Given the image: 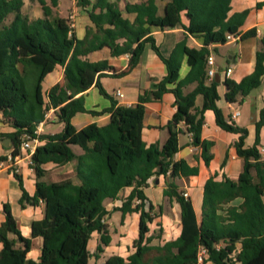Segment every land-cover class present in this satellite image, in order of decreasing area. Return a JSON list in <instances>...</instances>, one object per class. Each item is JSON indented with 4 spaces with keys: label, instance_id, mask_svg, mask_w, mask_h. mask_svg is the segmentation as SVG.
<instances>
[{
    "label": "trees",
    "instance_id": "1",
    "mask_svg": "<svg viewBox=\"0 0 264 264\" xmlns=\"http://www.w3.org/2000/svg\"><path fill=\"white\" fill-rule=\"evenodd\" d=\"M36 1L42 17L29 19L22 12L24 0H0V114L3 123L12 130L0 131V140L9 138L10 153H20L24 135L35 136L45 114L52 109L54 118L63 123L61 131L38 134L41 142L31 156L34 170L35 193L32 196L22 185L19 173H14L21 189L19 204L44 203L43 217L30 223V237H24L11 212L8 202L0 213V264H88L90 257H99L109 245L111 236L105 222L109 211L106 200H114L119 192L130 187L129 194L114 208L121 220L127 213H138V234L132 241V252L126 258L112 254L101 264H197L200 248L206 249L207 260L213 264H264V159L259 149V131L264 123V107L255 124V140L244 146L247 129L228 122L216 105L218 84L207 80L209 45L224 44L227 34L239 33L249 10L231 13V0H145L126 2L121 9L119 0H76L86 9L93 26L78 39L69 26V20L54 17L45 0ZM51 5L56 0H50ZM263 2H257L256 8ZM133 14L132 19L123 14ZM183 19L187 23L184 24ZM181 27L187 34L201 38L198 48L189 47L186 38L178 41L169 56H164L151 34L152 28ZM250 28L240 39L254 36ZM262 49L256 51L252 72L239 82L224 78V98L229 103L241 102L261 84L264 75V35ZM151 49L166 66V74L154 83L155 89L140 94L131 106L111 105L101 112L109 113L105 125L91 122L75 129L71 117L84 112L82 95L92 85L110 97L100 83L102 76L121 77L138 63L144 46ZM107 47L112 56L128 54L124 68H116L107 60L89 61L91 51ZM186 57L189 70L179 78L181 62ZM59 64L63 66L64 85L57 92L42 93V80ZM195 84L193 89L184 88ZM173 93L175 111L167 121L168 137L159 145L146 144L141 135L145 103L158 100L164 92ZM202 96L200 107L195 105ZM214 113L216 124L222 129L238 133L234 147L242 159V170L236 180L210 175L203 186L201 217L198 220L191 201L178 190L176 177L196 175L197 167L183 159L174 160L179 149L178 136L184 124L191 133V143L201 147L206 165L212 159V142L201 138L204 111ZM92 114L97 111L90 110ZM82 149L76 154L72 146ZM5 155L0 156V161ZM53 162L63 165L74 162V179L59 181L42 179L43 165ZM169 171V173H167ZM168 176L163 195L180 206L179 235L162 244V227L150 231L149 224L161 215L162 206L153 205L144 189L152 177ZM241 199L237 204H229ZM98 233V243L91 253L87 243L92 232ZM13 235V236H12ZM41 238L37 260L27 257L31 238Z\"/></svg>",
    "mask_w": 264,
    "mask_h": 264
},
{
    "label": "crops",
    "instance_id": "2",
    "mask_svg": "<svg viewBox=\"0 0 264 264\" xmlns=\"http://www.w3.org/2000/svg\"><path fill=\"white\" fill-rule=\"evenodd\" d=\"M45 1L47 5L50 6L54 17L66 18L69 22H73L72 31L78 39L85 35L87 27L93 26L86 12V9H89L90 6L87 8L78 6L76 0H56L55 5L49 4L47 0ZM141 1L145 0H119L118 4L122 9L126 2L132 3ZM257 2H263L261 7L256 8ZM230 5L231 13L241 11L245 8L249 10L242 25L238 28L239 33L243 34L250 28H255L256 33L254 36H249L237 41L227 40L224 44L215 43L209 45L210 54L213 56L214 60L213 66L218 70L220 76V80L216 86L218 93L216 105L219 107L226 120H228L233 111H239V114L233 118L231 122L247 129V135L244 138V146L249 147L254 143L255 124L259 120L261 109L264 107V75L262 76L260 86L253 89L241 102L229 103L224 98L226 89L224 85V70L227 67H231V74L227 78L239 82L245 75L249 74L254 69L256 51L262 49L260 39L264 35V0H231ZM32 8L38 9V15L35 18L42 17L41 6L36 1L24 0L22 12L26 14L29 19H35L28 13V9ZM123 15L130 19L134 17L133 14L124 13ZM183 22L186 24V19H183ZM151 34L164 56H169L175 44L183 38H186V44L189 47L198 48L202 45L201 38L187 34L181 27L163 30L154 27L151 30ZM86 58L89 61L105 59L110 65L116 68H124L128 63V54L112 56L107 47L91 51L86 55ZM188 70L189 66L184 56L179 69V78H183ZM165 74V64L151 49L150 45L146 44L138 63L129 73L121 77H111L107 75L100 78L102 87L110 97L102 95L94 85L76 95H82L83 105L86 111L76 112L71 117L72 125L75 129H80L91 122H95L100 126L107 124L109 121V113L101 111L109 107L112 100L118 105H134L139 95L146 90L155 89L154 83L160 80ZM41 85L44 97L48 93L57 92L58 89L64 85L63 66L57 64L54 69L44 77ZM194 86L195 84H190L184 88V92L190 91ZM116 90H119L123 95H116ZM174 99L173 93L167 91L162 93L160 99L145 103L141 135L143 141L147 145L155 142L162 145L166 141L168 137V128L166 124L175 111ZM201 104L202 96L197 95L195 98V105L200 107ZM90 110L97 111L98 113L92 114L89 112ZM47 113L46 119L37 126L38 134H53L61 131L63 128V123H58L54 118L52 109ZM178 126L182 128L183 132L178 136L179 149L174 154L173 159L185 160L188 165L197 167L198 172L196 175L176 177L173 181L178 186L180 192L187 193L186 197L190 199L195 216L199 220L202 210L203 186L206 179L210 175L216 173L217 180H221L224 177L236 180L238 174L242 170L243 161L237 155L234 147V141L237 140L239 134L226 131L219 127L215 122L213 111L210 109L205 110L201 138L212 142L210 148L212 159L209 164L206 165L202 158L201 147L191 143V137L185 132L183 123H180ZM11 130L12 128L7 123H3L0 114V131L8 132ZM9 146H3L0 140V156L10 152ZM257 148L264 159V152L260 151L261 148H264V123L259 131V144ZM72 149L76 154L82 153V149L77 145H73ZM24 153V150H20L19 154L23 156ZM19 163V174L21 176L22 185L29 196H32L35 193L36 181L34 170L27 166L23 160H20ZM43 168L46 171L42 179L46 181H59L65 178L74 179V162H67L63 165L47 162L43 165ZM171 180L172 178L163 175L157 178L152 177L148 180V186L144 189L147 198L153 205L162 206L161 215L155 218L151 223L161 224V238L156 241V243L160 244L175 239L181 230L179 204L175 200H170L167 196L163 195V189L166 183ZM130 190V187H126L119 192L116 199L105 201V208L109 211V215L105 222L108 224L111 240L99 257L92 256L94 259H97L98 262H96V264L103 263V261L112 254H117L126 258L133 250L132 248L131 251H126L125 254L118 252V248L121 249L122 246L128 245L130 246L129 248H131L132 241L138 234L139 215L136 212L127 213L121 220L120 211L114 210V208L121 205V200L129 194ZM20 196L21 189L14 174L7 169H0V208L3 203L8 202L21 234L24 237H30V223L32 220L43 217L44 203L39 201L37 205L26 204L22 207L19 204ZM262 200L264 202V192ZM240 201L241 199H234L229 204H237ZM113 214L115 215V223L118 219L121 221L120 228L116 230L115 233H113V229L109 226V220ZM3 218V214L0 213V220H3ZM151 224H149V228L152 232L154 230L150 226ZM97 243L98 233L94 231L91 233V237L87 243V248L91 253H93L92 251L96 248ZM40 247L41 238L38 236L31 238V248L27 253V257L37 260L40 254ZM107 251H109V254H106ZM103 255L106 256L103 258ZM204 264L213 263L206 260Z\"/></svg>",
    "mask_w": 264,
    "mask_h": 264
},
{
    "label": "built area",
    "instance_id": "3",
    "mask_svg": "<svg viewBox=\"0 0 264 264\" xmlns=\"http://www.w3.org/2000/svg\"><path fill=\"white\" fill-rule=\"evenodd\" d=\"M69 26L72 29L73 28V22H69ZM240 37V33H236V34H227L226 35V39L227 40H233V41H237L239 40ZM214 60H213V56L210 54L207 57V69H206V78L207 80H211L212 78H214V75L216 73V69L214 68ZM231 67H227L224 70V76L228 77L231 74ZM115 94L118 96H122L123 94L119 91L116 90ZM239 114L238 110H235L231 113V116L228 118V122H231V120L233 118H235L237 115ZM48 113L45 114V117H47ZM188 135L191 137V133H188ZM40 142V139L38 137V130L35 131V136L31 137L30 135H24L22 137V141L20 143V149L24 150L25 153L23 154V156H20V154H17L16 156L11 155V153H7L5 155V159L0 161V169H7L9 170V172L11 173H19L20 171V160H23L25 162V164L29 167L32 166L33 162H32V154L35 150V147L37 146V144ZM261 152H264V148L260 149ZM169 173V171L167 172ZM184 196H187L186 192H183ZM41 201V200H40ZM42 202V201H41ZM207 251L204 248H200L198 251V255H197V264H204V262L207 260Z\"/></svg>",
    "mask_w": 264,
    "mask_h": 264
},
{
    "label": "rangeland",
    "instance_id": "4",
    "mask_svg": "<svg viewBox=\"0 0 264 264\" xmlns=\"http://www.w3.org/2000/svg\"><path fill=\"white\" fill-rule=\"evenodd\" d=\"M48 2H49V4H51V1L50 0H47ZM28 13H29V15L32 17V18H35L37 15H38V9L36 10V9H34V8H32V9H28ZM54 16V15H53ZM56 16V15H55ZM56 17H58V16H56ZM119 217V216H118ZM115 223V215L113 214V216L111 217V219L109 220V226H110V228L111 229H113V233H115L116 232V230H118L119 228H120V225H121V221L118 219V220H116V223ZM152 228H153V230H158V225H157V223L156 224H151L150 225ZM35 247H36V244H35ZM114 247V246H113ZM130 246H122V248L121 249H119L118 248V252H121V253H123V254H125L126 253V251H131L132 250V245H131V248H129ZM110 250V249H109ZM95 251V248L93 249V251L92 252H94ZM106 254H109V251H107V253ZM104 256H106V255H103V258H104ZM32 257H33V255H32ZM96 262H98L97 261V259H94L93 257H91L90 258V260H89V264H96Z\"/></svg>",
    "mask_w": 264,
    "mask_h": 264
},
{
    "label": "water",
    "instance_id": "5",
    "mask_svg": "<svg viewBox=\"0 0 264 264\" xmlns=\"http://www.w3.org/2000/svg\"><path fill=\"white\" fill-rule=\"evenodd\" d=\"M214 79H215V81H217V82H219V80H220V76H219V72H218V70H216V73H215V75H214ZM1 141H2L3 146H5V147H8L9 144H10V139H9V138H5V139H3V140H1Z\"/></svg>",
    "mask_w": 264,
    "mask_h": 264
}]
</instances>
